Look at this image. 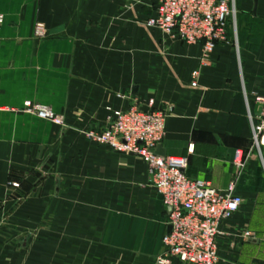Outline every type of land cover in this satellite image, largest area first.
I'll list each match as a JSON object with an SVG mask.
<instances>
[{
  "label": "crops",
  "instance_id": "0c3cea01",
  "mask_svg": "<svg viewBox=\"0 0 264 264\" xmlns=\"http://www.w3.org/2000/svg\"><path fill=\"white\" fill-rule=\"evenodd\" d=\"M155 1L0 0V264H156L169 227L146 165L87 138L113 111L171 107L166 156L214 189L235 179L255 113L243 89L264 74V0H235L238 52L218 46L197 88L202 46L148 28ZM260 159L237 177L218 264H264V148Z\"/></svg>",
  "mask_w": 264,
  "mask_h": 264
},
{
  "label": "built area",
  "instance_id": "2783aa9c",
  "mask_svg": "<svg viewBox=\"0 0 264 264\" xmlns=\"http://www.w3.org/2000/svg\"><path fill=\"white\" fill-rule=\"evenodd\" d=\"M233 0H156L146 26L175 37L187 45H201L199 67L191 72V87L197 88L200 68L209 65L218 46L229 45L228 29L235 20ZM233 17V18H232ZM46 36L42 25L36 26V37ZM255 113L249 114L252 125V147L264 148V94H255ZM146 107L147 110H141ZM28 112L43 120L62 125L48 108L25 103ZM171 107L155 108L152 100L144 106L133 105L113 111L102 131L87 133V138L111 151L138 157L147 167L150 184L161 197L170 232L163 239V252L156 264H218V247L222 225L240 209L242 199L236 193V179L226 190L214 189L209 183L187 175L186 157L159 156L157 146L165 136V125ZM233 164L244 167V155L235 151ZM18 187L17 184L13 185ZM249 239L251 233L241 235Z\"/></svg>",
  "mask_w": 264,
  "mask_h": 264
},
{
  "label": "rangeland",
  "instance_id": "374dc122",
  "mask_svg": "<svg viewBox=\"0 0 264 264\" xmlns=\"http://www.w3.org/2000/svg\"><path fill=\"white\" fill-rule=\"evenodd\" d=\"M234 1V4H233V7L235 9V0ZM235 16L237 18V16L239 15L237 9H235ZM233 18V17H232ZM235 19V18H234ZM250 27V28H249ZM257 27V30L259 29H263L264 28V25L263 24H259L257 23V25L255 26V28ZM249 29H251L250 32H252V25L248 26ZM248 32V31H247ZM256 32V31H255ZM237 36H238V27H237V24H236V20H231L230 21V26H229V29H228V39L230 41V45L231 47L233 48V51L238 52V40H237ZM39 39V38H38ZM256 38H253V40H255ZM260 81H261V84L258 85V89L256 90H253L251 92H249L247 89H243V93L245 94V96H247L248 100L250 101V103H252V105L255 106L254 102H253V99H254V96L255 94H264V74L262 77L259 78ZM262 150V149H261ZM261 152V151H260ZM244 167L242 168V170H239L237 171L236 167V173H235V179L237 180V177H240V175L243 174V171L247 168V165L250 164V162H259L261 161L260 159V155H259V152L256 148H253L252 147V140L250 139L249 141V145H248V149H247V152L246 154H244ZM16 184V183H12V187L13 188H18V187H14L13 185ZM18 185V184H17ZM25 234H22V236H24ZM26 236V235H25ZM27 237V236H26ZM23 238V237H22ZM155 263H156V258H155Z\"/></svg>",
  "mask_w": 264,
  "mask_h": 264
},
{
  "label": "water",
  "instance_id": "95a60500",
  "mask_svg": "<svg viewBox=\"0 0 264 264\" xmlns=\"http://www.w3.org/2000/svg\"><path fill=\"white\" fill-rule=\"evenodd\" d=\"M141 110L143 111H146L147 108L146 107H141ZM156 153L159 155V156H166V153L165 151L161 148V146H157L156 148ZM169 232H170V227H169Z\"/></svg>",
  "mask_w": 264,
  "mask_h": 264
}]
</instances>
